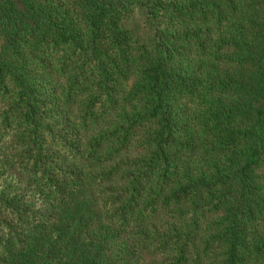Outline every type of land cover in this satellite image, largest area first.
Instances as JSON below:
<instances>
[{"label":"trees","instance_id":"1","mask_svg":"<svg viewBox=\"0 0 264 264\" xmlns=\"http://www.w3.org/2000/svg\"><path fill=\"white\" fill-rule=\"evenodd\" d=\"M0 264H264V0H0Z\"/></svg>","mask_w":264,"mask_h":264},{"label":"rangeland","instance_id":"2","mask_svg":"<svg viewBox=\"0 0 264 264\" xmlns=\"http://www.w3.org/2000/svg\"><path fill=\"white\" fill-rule=\"evenodd\" d=\"M1 44H2V38L0 37V46H1Z\"/></svg>","mask_w":264,"mask_h":264}]
</instances>
